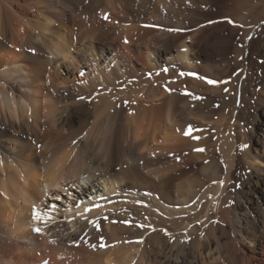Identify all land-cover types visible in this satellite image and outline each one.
I'll return each instance as SVG.
<instances>
[{
    "label": "bare ground",
    "instance_id": "1",
    "mask_svg": "<svg viewBox=\"0 0 264 264\" xmlns=\"http://www.w3.org/2000/svg\"><path fill=\"white\" fill-rule=\"evenodd\" d=\"M42 259L264 264V0H0V264Z\"/></svg>",
    "mask_w": 264,
    "mask_h": 264
},
{
    "label": "rangeland",
    "instance_id": "2",
    "mask_svg": "<svg viewBox=\"0 0 264 264\" xmlns=\"http://www.w3.org/2000/svg\"><path fill=\"white\" fill-rule=\"evenodd\" d=\"M186 4L189 6V5H191L190 3H189V1H186ZM192 6V5H191ZM217 7H219L218 8V12L220 11V6L218 5ZM214 15H216V13H213ZM213 14H210V17H213L214 15ZM212 15V16H211ZM169 21H171V20H169ZM173 22H175V19H173ZM169 23V22H168ZM176 24V23H175ZM190 25V26H189ZM190 27V28H189ZM164 29H165V32L167 33L166 35L169 37V39H170V41L172 42V44H173V50H176V44H177V42L175 41V38L173 37V32H174V30H175V27H168V26H166V27H164ZM193 29V27L191 26V24L190 23H188V25H187V30L189 31V32H191V30ZM218 28L217 27H215V28H211V30H209V35H211V34H214V32H216V30H217ZM213 30H215V31H213ZM168 31V32H167ZM227 33H229V29L227 28ZM208 32V31H207ZM172 34V35H171ZM171 35V36H170ZM174 40V41H173ZM211 44H213L212 43V41H211ZM173 72H175V71H173ZM144 77V76H143ZM140 82V83H139ZM135 81V83L134 84H132V86H130V91L132 90V89H134V90H137V89H140L141 87H142V85L141 84H143V86L145 85V82H141V81ZM224 82H226V83H223V84H225L226 85V88L227 89H223V91H230V87L229 86H227V81H224ZM138 86V87H137ZM172 89H173V87H172ZM171 89V90H172ZM225 91V92H226ZM196 94L195 93H191V97H193V96H195ZM119 98H121L120 96H119ZM202 99H204V98H202ZM227 99H230V98H227ZM118 100V99H117ZM193 129H195V130H197V129H199V126H196V127H194Z\"/></svg>",
    "mask_w": 264,
    "mask_h": 264
},
{
    "label": "snow or ice",
    "instance_id": "3",
    "mask_svg": "<svg viewBox=\"0 0 264 264\" xmlns=\"http://www.w3.org/2000/svg\"><path fill=\"white\" fill-rule=\"evenodd\" d=\"M201 79H204V78L201 77ZM207 82L209 84H216L217 83V81H214V80H208ZM85 211L86 212L90 211V209L86 208ZM37 218H39V217H37ZM105 219H107V217H105ZM113 222L115 223L116 221H113ZM122 222L125 223V224H131V221H128V220H125V221H122ZM96 226L99 227V222L96 223ZM139 227H143V225H139ZM36 231H40V229H36Z\"/></svg>",
    "mask_w": 264,
    "mask_h": 264
}]
</instances>
